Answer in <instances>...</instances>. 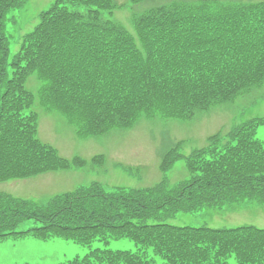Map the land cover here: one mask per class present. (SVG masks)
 Instances as JSON below:
<instances>
[{
    "label": "trees",
    "instance_id": "trees-1",
    "mask_svg": "<svg viewBox=\"0 0 264 264\" xmlns=\"http://www.w3.org/2000/svg\"><path fill=\"white\" fill-rule=\"evenodd\" d=\"M28 0H0V183L84 168L38 137L42 106L68 119L79 138L129 129L142 116L190 120L264 85V1L173 3L134 20V33L104 17L115 0H56L10 57L7 16ZM138 4L143 0H131ZM42 81L36 95L32 75ZM263 118L208 138L186 157L191 179L173 188L107 191L92 183L46 204L0 194V240L62 238L91 246L128 239L136 251L94 249L68 264H264V229L177 227L178 214L264 206ZM184 158L168 152L163 172ZM102 165L104 158H94ZM33 220L40 226L18 231Z\"/></svg>",
    "mask_w": 264,
    "mask_h": 264
},
{
    "label": "rangeland",
    "instance_id": "rangeland-1",
    "mask_svg": "<svg viewBox=\"0 0 264 264\" xmlns=\"http://www.w3.org/2000/svg\"><path fill=\"white\" fill-rule=\"evenodd\" d=\"M55 1L28 0L20 9L9 12L7 30L11 58L18 53L23 37L38 25L40 14L47 11ZM200 1L144 0L133 5L130 0H116L121 7L111 14L105 12L104 16L134 33V19L151 9L174 2ZM37 77L36 74L32 75L27 82V87L36 95L42 85V81ZM31 110L38 113L41 141L53 146L59 155L67 159L78 156L90 164H86L84 168L59 170L0 183V194L46 204L55 195L88 186L93 182L100 183L107 191H114L118 187L150 188L163 180L168 187L173 188L179 182L191 179L186 157L206 146L209 136L218 132L227 133L234 126L264 117V85L254 87L231 102L199 112L190 120L142 116L129 129H115L105 135L84 139L76 135L75 128L66 117L58 112L47 111L40 103L39 96ZM257 138L264 143V125L258 128ZM177 146L184 158L177 161L169 171L162 172L160 165L163 156ZM99 155L105 158L103 166L93 165V158ZM166 223L177 227L213 229L242 225L264 228V206L249 203L234 208H204L194 214H178ZM38 226L40 224L36 221L27 220L20 224L18 231ZM94 249L136 251L137 246L128 239L112 240L107 245L95 241L91 246H84L62 238L41 241L32 237H9L0 240V264H68ZM154 264H164V261L156 256ZM229 264L237 262L231 257Z\"/></svg>",
    "mask_w": 264,
    "mask_h": 264
}]
</instances>
